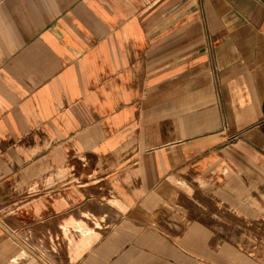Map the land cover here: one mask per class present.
Returning a JSON list of instances; mask_svg holds the SVG:
<instances>
[{"label":"crops","instance_id":"1","mask_svg":"<svg viewBox=\"0 0 264 264\" xmlns=\"http://www.w3.org/2000/svg\"><path fill=\"white\" fill-rule=\"evenodd\" d=\"M263 233L264 0H0V264H264Z\"/></svg>","mask_w":264,"mask_h":264},{"label":"rangeland","instance_id":"2","mask_svg":"<svg viewBox=\"0 0 264 264\" xmlns=\"http://www.w3.org/2000/svg\"><path fill=\"white\" fill-rule=\"evenodd\" d=\"M207 192H208L207 195L209 197L208 198L209 203H207V204L200 202V200L203 201L204 199L202 197H199V195L197 197L191 196V198H192L191 203H188V204L191 206V210L193 211V213L198 212L202 216L209 218V220L211 219V222L213 224H215L216 222H219L220 224H222V222H223L227 226H229L230 228L233 227L235 230L238 229L239 231H247L250 228L248 225L244 226V224L237 219H234V218L231 219L227 215L221 214V212H219L218 208H216V206L214 204L211 205V203H210V200L212 199V195L213 196L215 195V193H214L215 190L208 188ZM248 231L250 232L251 230L249 229ZM263 235H264V233H263Z\"/></svg>","mask_w":264,"mask_h":264}]
</instances>
